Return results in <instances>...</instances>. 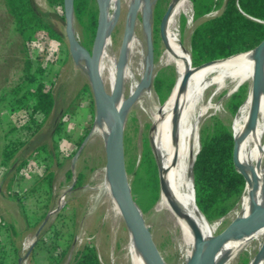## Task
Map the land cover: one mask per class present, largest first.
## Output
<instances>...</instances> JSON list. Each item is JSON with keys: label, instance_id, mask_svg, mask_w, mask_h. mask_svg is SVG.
I'll return each instance as SVG.
<instances>
[{"label": "rangeland", "instance_id": "rangeland-1", "mask_svg": "<svg viewBox=\"0 0 264 264\" xmlns=\"http://www.w3.org/2000/svg\"><path fill=\"white\" fill-rule=\"evenodd\" d=\"M159 1L156 0L153 5L152 14L153 43L158 45L154 78L158 71L167 67H174L177 78L175 65L161 61L167 46L161 37L160 25L162 16L174 0H161L158 8L159 16L156 17L155 10ZM36 2L43 10L50 13L56 28L64 35V41L59 48L58 45H48V56L51 57V61L44 74V81L51 84L56 102L51 115L36 132L21 129L22 126L18 128L17 134L25 140L16 156L23 162L19 172L15 170L8 172L12 163H4L0 157V264H69L73 254L87 242L96 245L103 264H128L126 246L129 241L128 224L123 217L115 222L107 216L105 206L96 200L93 189L96 184L94 173L99 167L107 165V153L97 138H89L95 121L96 102L85 69L86 61L84 59L75 61L71 54L65 30L66 18H62L61 9L51 7L46 0H36ZM120 2V14L112 32L111 55L115 58L119 56L127 24V7L129 8L127 0ZM189 3L191 6L188 7V13L180 15L175 31L183 45L190 50V38L195 22L191 0ZM184 18L187 19L185 27L182 25ZM75 24L78 41L82 44L83 30L76 19ZM134 35L138 38L137 49L135 54L133 52L130 54L129 64L131 63L130 67L136 73L137 79L141 80L143 77L141 67L147 53V33L143 26L142 11L137 14ZM24 56L22 37L15 30L13 18L7 13L4 0H0V97L21 80ZM87 83L90 84V89L84 87ZM123 85L128 97L130 83ZM242 85L249 90V83ZM151 87L153 94L145 105L141 102L143 106L141 104L136 108L132 106L125 120V134L129 144V155H126L125 159L129 158L131 162L135 160V166L139 165L146 137L149 138L153 151L155 150L151 140L154 128L153 111L156 106L166 101H161L153 82ZM228 89V87L224 88L215 97L213 102L215 107L210 108L201 117L198 130L200 124L212 114L220 116L226 122H231L233 128L237 112L233 114L230 111L228 100L238 88ZM210 93L211 89L208 91L207 99ZM5 105L4 101L0 102L1 146L4 136L10 131L6 124L10 115ZM58 121L62 122L60 133L55 131ZM86 132H88L84 138L86 140L79 144L81 136ZM46 166H49L55 174L52 187L46 180L41 179ZM68 170L72 171V177H68ZM79 172L83 174V184L76 185ZM127 172L134 198L138 204L141 202L147 204L143 177L137 172L128 170ZM17 196H20L22 201ZM157 201L145 210L140 206L146 223L166 262L182 264L185 260L181 249L183 235L175 218L176 214L167 208L156 207ZM21 202L25 206L26 214ZM234 208L225 217L214 222L217 223L216 234L234 219L232 212ZM33 243L34 246L30 250ZM257 251L256 243L253 252L257 253ZM245 256L250 260L251 252L247 249L241 251L227 264H241Z\"/></svg>", "mask_w": 264, "mask_h": 264}, {"label": "bare ground", "instance_id": "bare-ground-1", "mask_svg": "<svg viewBox=\"0 0 264 264\" xmlns=\"http://www.w3.org/2000/svg\"><path fill=\"white\" fill-rule=\"evenodd\" d=\"M120 1L104 0L106 6V35L100 60V74L106 90L114 94L117 106L121 108L127 99L125 85L123 84L130 83V95L137 89L142 79H137L136 73L130 67L131 63L129 64L130 54L132 52L135 54L138 43V38L133 32L128 37L122 83L119 86L116 83L118 60L111 55V48L113 46V28L119 17L118 8L119 14L121 9ZM134 1L127 0L129 4V8L127 7L128 24L131 21ZM146 2L147 0H140V12L143 11ZM154 2L155 0H151L152 5ZM190 6L189 0H174L172 3V10L165 28V46L167 47L161 61L175 65L177 80L166 102L154 108V128L151 136L153 147L161 164V175L168 184V192L160 195L156 207L167 208L174 212L170 203V201H174L185 212L184 215H178L174 212L183 235V248L181 249H183L185 260L182 264H191L199 245L202 243L205 247L216 234L217 223H210L196 204L192 167L199 146V121L210 108L215 107L213 103L215 97L226 87L234 90L244 83H249L247 99L233 121L234 135L238 143V158L242 167L245 166V161L247 162L248 177L245 191L232 212H234V218L246 217L256 211L264 212V57L261 60L262 87L258 96H255L252 90L258 64L255 51H248L231 58L217 60L193 70L185 87L182 88L186 72L191 69L190 50L183 45L175 31V26L180 15L188 13V7ZM73 22L75 27V21ZM81 59L83 58L80 56L79 60ZM85 69L88 73L87 66ZM145 70L146 56L141 67L143 76ZM210 89L211 93L207 99ZM152 94V87L144 88L131 106L123 110L124 119L126 120L132 106L136 108L137 105H142V103L145 105ZM254 106L258 107V119L256 124L250 127L249 120ZM135 108H132V110ZM175 112H178L176 135L173 134ZM112 125L113 115L107 105L102 110H96L94 126L90 131L89 138H97L99 144L105 147L106 153L110 143ZM240 144L244 149L245 161ZM94 178L96 184L93 189L96 200L105 206L106 213H108L106 215L115 222L123 217L128 224L129 241L126 245L128 264H153L136 238L118 200L108 166L105 165L96 169ZM142 214L145 219L143 212ZM256 243L258 244V251L254 253L253 247ZM245 249L251 252L248 264H264V225L252 229H240L231 234L219 246L213 259L208 264H227Z\"/></svg>", "mask_w": 264, "mask_h": 264}, {"label": "trees", "instance_id": "trees-1", "mask_svg": "<svg viewBox=\"0 0 264 264\" xmlns=\"http://www.w3.org/2000/svg\"><path fill=\"white\" fill-rule=\"evenodd\" d=\"M46 1L51 7L60 8L62 18H65L64 0ZM4 2L7 13L13 18L15 30L22 37L25 56L21 80L0 97V102L6 103L10 115L6 120L10 131L4 136L2 146L0 143V157L4 163H12L8 172L11 170L19 172L23 162L16 156L25 140L17 134L18 128L22 126L21 129L36 132L52 113L56 102L55 94L51 84L44 81L45 71L51 61V57L48 56V45H58L59 48L64 41V35L56 28L50 13L43 10L36 0ZM160 2L161 0L155 10L156 17L159 16ZM191 2L195 22L190 38L192 66L199 67L212 61L247 53L264 40V0H191ZM74 17L83 30L82 45L92 50L99 25L96 0H74ZM186 22L187 19L184 18L183 27L186 26ZM157 53L158 45L154 43L155 61ZM176 80L174 67L158 71L153 84L162 102L168 99ZM84 87L90 89V84L87 83ZM247 96L248 89L243 85L231 94L228 108L233 114L239 113ZM55 127V131L60 133L62 122L58 121ZM88 132L81 136L79 144H82ZM199 140L200 148L193 164L195 201L208 221L214 223L238 204L247 181L234 162L235 136L231 122H226L218 115H210L200 124ZM127 141L125 134V156L129 155ZM240 148L244 156L241 144ZM135 164V160L133 162L129 158L126 160L127 170L137 172L143 177L148 203L139 204L145 210L156 203L160 196L158 163L148 137L144 140L139 165ZM46 167L41 179L46 180L52 187L55 174L49 166ZM242 168L247 175L246 161ZM67 175L72 177V171L68 170ZM81 184L83 174L79 172L76 185ZM17 197L22 201L20 196ZM21 205L26 214L23 202ZM248 263L249 257H243L241 264ZM69 264L103 263L96 245L87 242L73 254Z\"/></svg>", "mask_w": 264, "mask_h": 264}, {"label": "water", "instance_id": "water-1", "mask_svg": "<svg viewBox=\"0 0 264 264\" xmlns=\"http://www.w3.org/2000/svg\"><path fill=\"white\" fill-rule=\"evenodd\" d=\"M96 1L99 9V25L97 28L92 50H88L84 45H82L78 41L76 35L74 22H73L75 21L74 0H64V9H65V18H66L65 30L69 42L70 51L75 61H79L80 56L86 61L88 76L95 97L96 110H102L107 105L110 108L113 115L112 132L110 137V143L107 148V166L109 169V173L112 179V184L116 192V195L118 197V200L124 209L125 215L133 229L136 238L139 240V242L145 249L151 262L153 264H167L162 253L160 252V249L158 248V245L154 240L149 225L146 223V220L143 217L142 208L140 207V205L138 204L132 193V187L128 179V172L126 168L125 145H124L125 119L123 117V110L131 106V104L135 101V99L138 97V95L144 88L151 87L154 78L155 54H154V43L152 37V14H153V5L156 3V0L153 5L151 3V0H147L146 5L142 11L143 26L147 33V53H146L145 74L137 89L127 97V99L124 102V105L121 108L117 106L114 94H111L106 90L100 74V60H101V55H102V50L106 35V21H105L106 6L104 0H96ZM139 7H140V0H135L131 13V21L129 24L128 22L126 24L124 38L121 44L119 56L117 58L118 61H117L116 83L118 86L121 85L122 83L123 70L126 61V54L128 47V37L134 32V26L136 23L137 14L139 12ZM171 10H172V4L169 5L166 13L162 18L160 25V34L164 43H165L166 23L170 16ZM118 15H119V8H118ZM251 51H255L258 58L256 75L252 88L254 95L258 96L262 87L261 60L264 57V40L255 49ZM209 63L203 64L199 67L192 66L191 52H190L191 69H189L186 72L181 87L182 88L185 87L188 78L191 76L193 70H196ZM257 119H258V107L254 106L250 115L249 126L253 127L256 124ZM173 122H174L173 134L176 135L178 112H175L173 117ZM198 137H199V130H198ZM198 143L199 146L197 152L199 151L200 148L199 138H198ZM237 149H238V143L235 137L234 162L237 169L244 174L247 181L246 173L243 170L238 158ZM155 156L159 168L161 194L167 193L168 184L161 175V164L156 152H155ZM192 173H193V167H192ZM193 190L195 197L194 181H193ZM170 203L172 209L176 214L178 215L185 214L183 209L176 202L170 201ZM262 225H264V212L262 211H256L246 217L234 218L222 231L215 234L214 237L208 242V244L205 247L203 246L202 243L199 245L195 257L193 258L191 264H208L213 259L214 254L216 250L219 248V246L231 234H233L234 232L240 229H252V228L260 227ZM33 246L34 243L32 244L30 250L33 248Z\"/></svg>", "mask_w": 264, "mask_h": 264}]
</instances>
